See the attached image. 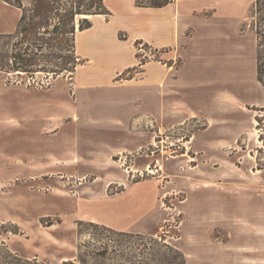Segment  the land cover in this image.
<instances>
[{
  "label": "rangeland",
  "instance_id": "obj_1",
  "mask_svg": "<svg viewBox=\"0 0 264 264\" xmlns=\"http://www.w3.org/2000/svg\"><path fill=\"white\" fill-rule=\"evenodd\" d=\"M32 1L23 0L25 4ZM107 5L111 15L100 17L109 22H95L80 34L77 25L76 47L86 60L77 81L101 69L87 61L97 50L121 46L131 60L130 41L143 35L150 41H136L138 63L131 67L132 71L137 68L132 79L145 76L148 62L177 69L184 57L192 85L184 90L183 99L193 107L214 108L215 93L223 88V84L219 87L225 72L221 56L227 46L237 52L239 44V56L235 55L239 59L233 66L238 81L230 87L244 99L264 101V94L253 83L259 81V54L264 79V0H173L159 7L108 0ZM20 15V9L0 0V32H14ZM95 15L78 14L77 24ZM180 32L183 37L179 38ZM222 33L230 40L219 39ZM195 34L187 48L185 41ZM179 39H183L181 57L175 52ZM44 65L52 68L47 62ZM76 68L57 76L47 71L35 75L0 71V242L7 245L2 251L7 248L17 253L27 264H139L146 252L155 251L154 247L164 251L168 243L185 256L190 252L191 264H264V110L247 104L231 111L228 125L236 129L246 123L250 131L224 148L205 147L206 140L216 138L215 129L223 126L220 119L197 113L178 124L145 110L133 128L148 133L137 134L140 143L131 150L112 154L108 148L125 139L112 119L125 120L133 112L155 109L156 91L153 97L151 87L143 83L104 84L99 95L94 88L80 90L79 100L73 92L76 81L72 82ZM155 70L151 65L149 74ZM104 72L108 76V70ZM210 79L218 83L212 85ZM124 80L128 79L116 78L117 82ZM167 86V81L160 82L161 90ZM111 95L121 98V104L110 105ZM80 125L88 138L74 145ZM55 131L59 132L51 134ZM210 173L239 178L241 190L248 189L244 184L249 182L242 180L251 174V196L199 191L202 186L219 184L228 189V180H200ZM111 180L117 182L111 184L110 194L126 190L124 181L151 182L139 188L153 193L145 220L149 224L156 220V226L149 236H123L101 223L91 224L92 218H98L99 203L88 199ZM220 251L221 256L216 255ZM165 254L172 263L151 259V264L181 262L175 252Z\"/></svg>",
  "mask_w": 264,
  "mask_h": 264
},
{
  "label": "crops",
  "instance_id": "obj_2",
  "mask_svg": "<svg viewBox=\"0 0 264 264\" xmlns=\"http://www.w3.org/2000/svg\"><path fill=\"white\" fill-rule=\"evenodd\" d=\"M105 4L108 8V0H104ZM134 1V5L136 6V0ZM185 2L186 0H179V2ZM218 11V9H217ZM217 13V12H216ZM215 13V16H216ZM104 14H97L92 19L93 26L95 22L98 21H104L109 22V20H104L102 16ZM176 15V13L174 14ZM214 20L216 17L213 18ZM239 21V19H238ZM215 22V21H211ZM210 22V23H211ZM238 24V22H237ZM92 26V27H93ZM89 29V28H88ZM239 25H237V33L240 38V33L238 31ZM87 30V29H85ZM85 30H78L77 34L82 33ZM199 31H197L196 34H198ZM76 34V36H77ZM184 34V31H183ZM186 34V32H185ZM191 36L189 40L185 41L184 45L187 48L191 45L193 40L195 39V36ZM224 34H219L218 38L229 41L230 39L223 36ZM183 37L181 35V32L179 34V38ZM129 36L126 38H121L119 36V39L121 40H127ZM149 40L150 38L144 37L143 35H137L133 39H131V47L130 51L132 53V59L129 60L125 48L119 46L118 48H106V49H100L96 51L95 57L93 58H87V61H94L93 66L101 68L99 71L95 73H91L88 75H84L83 78H81V81H77L78 79V73L83 68V66L86 63V60L81 57V55L78 53L77 47H76V53L81 59V63L77 66L75 72H73V81H76V88L73 89V92L76 94V99H81V93L80 90H90V88H94V91L97 95H99L98 89L101 87V85H120V84H129V83H143L147 85V87H151L152 95L155 96L156 91V108H146L144 110L137 112H133L130 114L128 119H121V118H113L112 120L116 123L118 127L121 128L119 131L122 134H125L121 144H118L117 146H111L108 149H111L112 154H118L120 152H124L127 150H131V148L136 147L138 143H140V137L137 139L136 135L143 136V134H147L148 132L143 130H135L133 128L134 125L137 124L139 118H142L143 115L141 113L145 112V110L151 111L152 115H158L159 114L166 118L168 121H171L174 119L178 124L183 123L187 118L200 113V114H206L208 117H213L215 119H220L221 124L223 126L219 127L220 129H215L218 131V134H216V138H211L210 140H206L205 147H212V148H224L225 146H231L235 144L238 141V138L241 135H245L249 133V126L246 125V123H242L240 127L234 129L231 125H228L230 118L227 117V115L235 110L237 112V109H240L242 105L250 104L251 106H258L260 109L264 108V101L257 98H252L251 101L249 99L242 98V95H239L238 93L233 90L230 85L234 83L238 79V74L236 76V73L233 70L234 61L239 56V44L237 45V52L233 50L235 48L234 46L229 47L227 46L226 52H223L221 58L223 61H221L222 69H225L223 80L220 81V85L223 84V88H219L215 93V105L214 108H209L205 104L199 106V107H193L191 104L187 102L186 99H183L184 90L189 89L192 85V83L188 82L190 79L187 77V66L186 59H184L183 52H182V42L183 39H179V43L175 44L177 47L175 48V52L178 56L183 58V64L180 68L177 69H165L164 67L160 66L158 67L156 63L154 62H148L146 64V71L144 72L145 76L141 77L139 79H128L124 80V82H117L116 78L123 72H125L127 69L134 67L137 65V57H136V41L137 40ZM167 43H163V46H166ZM225 53V54H224ZM224 56V57H223ZM220 58V57H219ZM220 58V59H221ZM229 60V61H228ZM227 62V63H224ZM217 65L220 64V62L216 63ZM151 65L156 66V70L153 71L152 75L149 74V67ZM162 67V68H161ZM102 70H108V76H105V72ZM258 73V72H257ZM77 79V80H76ZM161 81H167L168 86L166 89L163 90L160 89V82ZM192 81V80H191ZM194 81H202L201 79H195ZM212 81V85H215L214 83H218L217 81ZM238 81V80H237ZM71 82V83H72ZM254 85L264 94V88L260 85V81H253ZM201 83H196V85H199ZM262 84V83H261ZM195 85V84H194ZM206 85H209V82H206ZM263 85V84H262ZM264 86V85H263ZM111 103L110 105H119L122 101L121 98H116L113 95H111L110 99ZM109 101V102H110ZM67 106H71L70 103H65ZM79 104V102L76 100V105ZM75 109L76 106L72 105ZM208 109V110H207ZM214 109V110H212ZM78 110V109H77ZM264 110V109H263ZM79 113V111H77ZM204 114V115H205ZM80 115V114H79ZM156 118V117H155ZM136 119V121H135ZM235 119V118H234ZM233 120V119H232ZM95 117H93V122H95ZM90 122V121H89ZM91 122V123H93ZM257 122V121H256ZM136 123V124H135ZM212 124V123H211ZM81 126V125H80ZM211 126V125H210ZM84 128L82 126L80 127L79 132L77 133L78 136H75L73 138L74 145L79 144L80 142L86 141L88 138V135L83 131ZM59 131H55L51 134H57ZM122 138L119 136V140ZM152 139V137H151ZM139 148L143 147V144H139ZM76 148L75 146L73 147ZM107 149V148H106ZM81 150V149H79ZM248 180H242V182H249L244 184L248 189H239V185L241 181L239 178H229V176L224 175V173H210L206 175H202L200 177V180L205 183H223L224 181H229V186H227V190H224L223 186H214V185H206L202 186L199 191H206L207 193H213V192H234L236 196H245L248 195L251 196V174L247 175ZM114 182H117L115 180L109 181L104 187L100 189H95L94 193L91 198L88 200L97 201L99 203L97 207L98 211V218H92V222L101 223L104 225H107L109 227H112L116 230L120 231H126V232H134V233H143L148 234L151 233L155 228V222L152 224H149V222H146V217L149 214L148 212L151 211V201L153 200V196L151 197L150 194L153 195V193L148 192L147 190L143 189L144 191H141L139 188H146V186H149L147 184H150L151 182L147 183H137V184H128L125 181L121 184H125L126 190H123L121 193L116 194H110L109 188L111 184ZM154 192V191H153ZM197 193V192H196ZM157 196V194H156ZM195 197V195H194ZM246 210V209H244ZM208 211V210H206ZM247 211V210H246ZM209 212V211H208ZM207 213V212H205ZM239 213V212H238ZM237 213V214H238ZM216 222V221H215ZM218 222V221H217ZM210 224L211 221H208ZM223 252L220 251V255ZM191 253H186L187 261L188 258L190 260ZM199 255L202 256V253L199 252ZM189 264L190 261H188Z\"/></svg>",
  "mask_w": 264,
  "mask_h": 264
},
{
  "label": "trees",
  "instance_id": "obj_3",
  "mask_svg": "<svg viewBox=\"0 0 264 264\" xmlns=\"http://www.w3.org/2000/svg\"><path fill=\"white\" fill-rule=\"evenodd\" d=\"M5 1L20 9L21 15L14 32H0V71L20 70L31 75H35L38 71H47L57 76L64 71L74 70L81 63V59L76 55L77 25L78 30L93 26V21L88 18L82 19L77 24L76 16L78 14L111 15L104 0H33L29 4H25L23 0ZM171 1L173 0H136V4L145 7H159ZM257 35L259 49L261 42L258 30ZM138 43L141 42L138 41ZM44 62L52 65L53 69L46 67ZM262 65L261 54H259L257 74L259 81L264 85ZM136 69L133 68V71ZM133 71L131 68L127 69L125 72L128 76H124L125 72H123L117 80L134 78ZM91 224L100 225L92 221ZM101 226L123 236L141 239L149 236L143 233L116 230L104 224ZM150 239L155 240L152 237ZM2 247H7L4 241L0 242V264H27V260L18 257L17 253L7 248L2 251ZM164 248L163 251L160 247L157 250L154 247L155 251H148L144 255L142 253L145 258L140 257L139 264H151V259L172 263L165 251L175 252L181 259L179 264H187L186 256L180 249L168 243L163 246ZM66 262L65 264H73L70 261Z\"/></svg>",
  "mask_w": 264,
  "mask_h": 264
}]
</instances>
